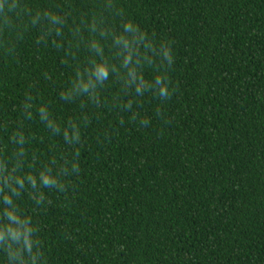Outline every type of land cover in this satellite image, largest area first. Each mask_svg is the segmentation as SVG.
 I'll use <instances>...</instances> for the list:
<instances>
[{"label":"trees","instance_id":"1","mask_svg":"<svg viewBox=\"0 0 264 264\" xmlns=\"http://www.w3.org/2000/svg\"><path fill=\"white\" fill-rule=\"evenodd\" d=\"M0 264H264V0H0Z\"/></svg>","mask_w":264,"mask_h":264}]
</instances>
